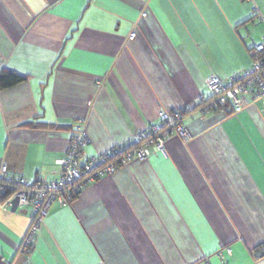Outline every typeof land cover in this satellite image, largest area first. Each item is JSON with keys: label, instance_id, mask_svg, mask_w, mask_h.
Segmentation results:
<instances>
[{"label": "crops", "instance_id": "1", "mask_svg": "<svg viewBox=\"0 0 264 264\" xmlns=\"http://www.w3.org/2000/svg\"><path fill=\"white\" fill-rule=\"evenodd\" d=\"M262 16L264 0H0V74L27 77L0 88V168L58 180L79 119L87 158L155 124L159 104H196L208 76L252 66ZM183 122L189 142L53 202L26 251L30 207L0 203V264H264L263 103Z\"/></svg>", "mask_w": 264, "mask_h": 264}, {"label": "built area", "instance_id": "2", "mask_svg": "<svg viewBox=\"0 0 264 264\" xmlns=\"http://www.w3.org/2000/svg\"><path fill=\"white\" fill-rule=\"evenodd\" d=\"M147 13H143L145 16ZM264 22V16L261 17ZM136 37L131 32L130 39ZM253 64L246 70L234 73L227 79L211 74L206 79L209 95L200 93L196 104L170 112L159 104L158 121L137 132L134 137L121 145L85 158L84 148L90 142L86 132V119H79L73 126V134L64 158L57 160L62 166L58 180H45L42 177L28 179L11 175L6 166L0 168V203L3 207L12 206L14 197L19 204L31 209L30 226L21 244V251L30 249L41 225L44 223L53 202L70 204L77 194L98 180L114 174L120 167L135 159L149 158L153 150L164 151L166 141L172 137L184 143L192 139V134L184 124L185 115L198 110L205 115L214 110L230 108V113H239L252 104L264 105V36L261 43L252 49Z\"/></svg>", "mask_w": 264, "mask_h": 264}, {"label": "trees", "instance_id": "3", "mask_svg": "<svg viewBox=\"0 0 264 264\" xmlns=\"http://www.w3.org/2000/svg\"><path fill=\"white\" fill-rule=\"evenodd\" d=\"M26 76L20 73H17L15 71L12 70H8V69H4L1 71V78H0V88H6V87H11L14 86L20 82H22L23 80H26ZM226 109V108H225ZM34 126L37 125H45V126H49L51 124H47V123H40V122H33L30 123ZM2 200V199H0Z\"/></svg>", "mask_w": 264, "mask_h": 264}, {"label": "water", "instance_id": "4", "mask_svg": "<svg viewBox=\"0 0 264 264\" xmlns=\"http://www.w3.org/2000/svg\"><path fill=\"white\" fill-rule=\"evenodd\" d=\"M0 78H1V74H0ZM19 198L18 197H14L13 200H12V206H11V209L12 210H17L18 206H19Z\"/></svg>", "mask_w": 264, "mask_h": 264}]
</instances>
